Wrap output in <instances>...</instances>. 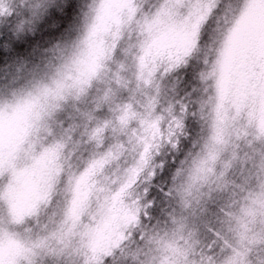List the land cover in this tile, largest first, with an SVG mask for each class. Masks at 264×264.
I'll use <instances>...</instances> for the list:
<instances>
[{"label":"rangeland","instance_id":"1","mask_svg":"<svg viewBox=\"0 0 264 264\" xmlns=\"http://www.w3.org/2000/svg\"><path fill=\"white\" fill-rule=\"evenodd\" d=\"M8 3L0 0V264H116L109 254L123 246L121 226L131 220L127 183L102 180L120 151L110 148L117 117L141 128L146 150L160 117H175L178 148L159 159L200 149L201 173L215 164L203 197L208 226L191 224L202 244L212 243V213L226 199L238 207L246 198L248 223L264 213V0H33L27 25L11 21ZM73 42L86 50L73 90L58 85L43 110L16 100L19 86ZM133 98L143 107L129 105ZM25 115L31 125L14 134L12 120ZM155 183L164 186L142 227L169 235L140 251L151 247L156 264H175L184 240L171 234V217L180 209L171 180ZM252 238L245 224L233 264ZM123 244L129 251L144 237L137 229Z\"/></svg>","mask_w":264,"mask_h":264},{"label":"clouds","instance_id":"2","mask_svg":"<svg viewBox=\"0 0 264 264\" xmlns=\"http://www.w3.org/2000/svg\"><path fill=\"white\" fill-rule=\"evenodd\" d=\"M7 7V15L17 24L27 25L35 16L33 0H9ZM85 52L83 44L73 42L65 46L54 61L46 62L43 70L30 78L27 87L19 86L20 94L16 100L21 103L25 100L31 101L38 109L43 110L52 103L54 97L51 92L58 85L63 86L62 90L71 92L73 85L83 79L84 69L81 60ZM128 103L143 107V103L134 102V98ZM164 111L171 115L170 106ZM165 123L169 127L165 128ZM173 124H178L175 117L169 120L168 117L161 116L159 132L148 141L149 146L146 150L147 138L141 139L144 136L141 128L132 125L123 127L118 117L111 123L114 143L110 145V148H119L120 151L110 162L108 174H102V180L112 186L127 183L125 203L131 216V220L121 226L123 246L117 245L109 254L117 257L116 264H156L154 258H149V253L152 252L151 247L148 253H142L140 249L145 246H159L161 241L169 235L168 231H165L163 236L145 232L141 214L147 217L144 209L152 203L151 201L145 203L142 195L148 191L146 183L151 182L155 178L156 170L162 167L163 161L159 158L164 155L166 149L176 151L178 148V137L174 134ZM65 148L69 153L71 152L67 142H65ZM203 160L204 155L200 149L195 154L190 152L176 163L170 176L169 193L180 209L178 216L171 217L173 227L170 232L173 236L180 235L184 240V244L181 245L184 255L175 264H233L234 258L240 255L239 236L245 224L248 225V231L253 238L244 245L246 251L243 253L242 264H262L264 262V213L257 216L254 222L248 223L240 210L247 204L245 197H241L238 207H234L235 200L227 199L217 205L218 210L212 213L215 218V227L209 228L212 233V243L204 245L197 238L199 227L193 229L191 224L199 221L208 226L207 208L203 197L206 195L205 187L211 188L215 169V164L209 163L206 166V172L201 173L199 165ZM130 169H135L134 177L129 175ZM55 214L53 212V215ZM177 225L187 230L186 237L177 231ZM137 229L144 237V244L125 251L128 246L124 245L123 241H127L132 232Z\"/></svg>","mask_w":264,"mask_h":264},{"label":"trees","instance_id":"3","mask_svg":"<svg viewBox=\"0 0 264 264\" xmlns=\"http://www.w3.org/2000/svg\"><path fill=\"white\" fill-rule=\"evenodd\" d=\"M44 116H46V114ZM26 117L27 116L25 115V116L19 118V119L22 120V121L20 120V124H16L14 122V119L12 120V123H14L13 124V126H14L13 133L14 134H16L19 129H21V126H22V129H24V127L26 128V127H29L31 125V123L27 122L28 120H26ZM150 134H157L156 129H152L150 131ZM170 156L173 157V158L170 159V162L167 161L166 164L163 163L164 165L162 164V167L161 168H158L156 170V173L159 174V176L157 178L155 177L154 184L146 185L148 191H147L146 194H143L142 195L143 196V199H145V197H146L147 200L151 201V198L150 197H152L153 195L155 196L158 193L160 194V192H159L158 189L159 188L160 189H163L162 187L164 186V183H163L162 186H160V184H156L155 182H157V181L169 182L171 180L170 179V176H171V173H172V171H173V169L175 167V163L176 162H179V160L181 158H183L185 156V154L182 157H181V155H179L176 160L174 159V156L173 155H168L167 156V158H168L167 160H169Z\"/></svg>","mask_w":264,"mask_h":264},{"label":"flooded vegetation","instance_id":"4","mask_svg":"<svg viewBox=\"0 0 264 264\" xmlns=\"http://www.w3.org/2000/svg\"><path fill=\"white\" fill-rule=\"evenodd\" d=\"M27 120V119H26ZM46 169H48V168H46ZM45 175H46V178H47V176L49 175V173L47 174V173H45Z\"/></svg>","mask_w":264,"mask_h":264}]
</instances>
